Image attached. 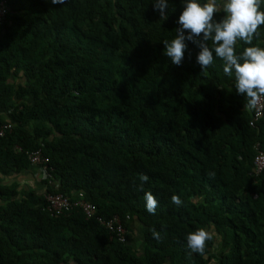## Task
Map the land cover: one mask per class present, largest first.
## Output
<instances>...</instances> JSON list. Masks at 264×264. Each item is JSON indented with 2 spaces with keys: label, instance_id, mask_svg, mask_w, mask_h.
Listing matches in <instances>:
<instances>
[{
  "label": "trees",
  "instance_id": "trees-1",
  "mask_svg": "<svg viewBox=\"0 0 264 264\" xmlns=\"http://www.w3.org/2000/svg\"><path fill=\"white\" fill-rule=\"evenodd\" d=\"M6 2L0 121L14 129L0 137V264H264V108L256 118L219 58L202 70L193 43L180 66L164 55L182 0H168L167 20L155 0ZM258 31L237 51L264 47ZM37 149L50 159L43 188L4 183L38 170ZM45 192H82L139 235L120 241L80 208L52 215ZM210 227L206 254L188 255L187 235Z\"/></svg>",
  "mask_w": 264,
  "mask_h": 264
},
{
  "label": "clouds",
  "instance_id": "clouds-1",
  "mask_svg": "<svg viewBox=\"0 0 264 264\" xmlns=\"http://www.w3.org/2000/svg\"><path fill=\"white\" fill-rule=\"evenodd\" d=\"M67 0H51V3L63 5ZM183 10L180 13L175 29L176 36L170 42L165 40L164 55L173 64L180 66L188 51V42L196 45L200 51L196 57L202 70L213 66L214 59L223 62V72L235 79L236 92L247 100L246 107L254 109L264 97V47L248 46L242 52L237 51L238 42L253 45L254 37L259 36V29L264 26V11L261 5L264 0H207L201 4L199 0H182ZM155 11L162 20H167L168 0H155ZM223 13L217 21L216 14ZM211 41L214 47L209 46ZM210 178L215 173H209ZM149 177L142 175V184ZM146 209L155 213L158 200L149 192L145 194ZM172 203L180 206V197L173 195ZM153 238L160 240L159 232L153 230ZM216 238L210 228H200L187 235L188 255L206 254L207 245Z\"/></svg>",
  "mask_w": 264,
  "mask_h": 264
},
{
  "label": "built area",
  "instance_id": "built-area-1",
  "mask_svg": "<svg viewBox=\"0 0 264 264\" xmlns=\"http://www.w3.org/2000/svg\"><path fill=\"white\" fill-rule=\"evenodd\" d=\"M9 12V5L6 0H0V26L5 22L7 13ZM264 108V97L261 98L260 102L256 107V118L262 115ZM252 121L251 123H253ZM14 129V123L10 121H0V137H4L11 133ZM258 154L256 157V164L258 170L264 169V151L257 147ZM29 159L32 164L37 166L42 179H47L51 177L49 170V157L45 156L41 149L33 150L28 153ZM46 204L45 208L50 212V214H66L75 208H80L83 210L87 218H96L101 224H103L112 234L113 237H117L120 241L128 240V229L124 224V219L115 215L111 218H105L98 214L97 205L91 201L84 198L83 193L80 192L76 199H72L70 196L62 193H48L45 192ZM130 216L127 215V219Z\"/></svg>",
  "mask_w": 264,
  "mask_h": 264
},
{
  "label": "crops",
  "instance_id": "crops-1",
  "mask_svg": "<svg viewBox=\"0 0 264 264\" xmlns=\"http://www.w3.org/2000/svg\"><path fill=\"white\" fill-rule=\"evenodd\" d=\"M18 81H23L21 80V78L18 79ZM0 114L2 113V110H0ZM1 178L4 179V183H12L14 181H18L21 184V188H36L38 190H40L41 188H43V183H42V176L39 172V170H37L35 173L33 172H23L19 175H15L12 177H3L1 176ZM132 229L134 232H129L128 231V236L129 238H131L133 236V233L136 234L137 236L139 235L140 232V223L138 221L133 222L132 224ZM136 239V238H135Z\"/></svg>",
  "mask_w": 264,
  "mask_h": 264
}]
</instances>
